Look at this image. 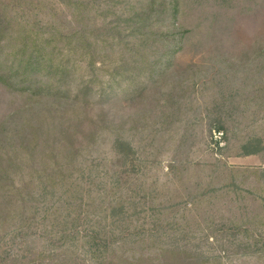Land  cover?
I'll list each match as a JSON object with an SVG mask.
<instances>
[{
  "label": "trees",
  "instance_id": "1",
  "mask_svg": "<svg viewBox=\"0 0 264 264\" xmlns=\"http://www.w3.org/2000/svg\"><path fill=\"white\" fill-rule=\"evenodd\" d=\"M181 3L0 0V86L21 99L0 119V264L193 258L158 246L152 199L139 190L140 172L152 166L168 128L167 114L157 116L162 107L154 94L162 90H150L166 82L181 88L170 76L189 33L180 23ZM84 63L88 73L78 76ZM123 71L132 79L134 113L122 119L104 106L94 112L104 99L117 101L108 90ZM214 73L218 130L239 155H258L264 149V46L246 61L222 60ZM208 164L196 199L242 195L250 181L264 193V168Z\"/></svg>",
  "mask_w": 264,
  "mask_h": 264
},
{
  "label": "rangeland",
  "instance_id": "2",
  "mask_svg": "<svg viewBox=\"0 0 264 264\" xmlns=\"http://www.w3.org/2000/svg\"><path fill=\"white\" fill-rule=\"evenodd\" d=\"M180 6V23L189 33L170 76L181 88L174 89L166 82L162 89L150 90H162L154 94L155 103L162 107L157 116L167 114L162 118L168 128L155 145L161 148L152 166L140 172L143 185L139 190L152 199L148 211L156 217L152 223L157 230L156 243L193 257L168 259L170 264H202V260L207 264H264V193L258 189L260 183L250 181L242 195L195 197L206 181L208 163L264 168V149L255 156L239 155L238 147H229L226 134L218 130L216 105L220 99L213 82L214 70L222 60L246 61L257 47L264 46V0H182ZM85 65L81 64L78 76L88 73ZM114 68L105 69V75L110 77ZM127 74L117 75L108 90L119 95L117 101L104 99L94 106V112L104 106L122 119L134 113L135 106L128 101L132 79ZM141 80L135 79V86ZM99 84L96 81L93 87L97 89ZM20 101L0 86V119ZM239 227L242 232L238 234ZM142 245L139 242L137 247Z\"/></svg>",
  "mask_w": 264,
  "mask_h": 264
}]
</instances>
